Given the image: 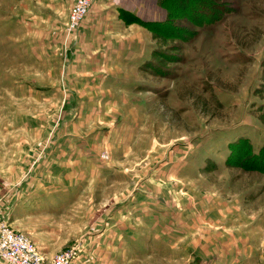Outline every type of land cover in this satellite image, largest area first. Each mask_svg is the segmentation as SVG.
I'll return each instance as SVG.
<instances>
[{"label":"rangeland","instance_id":"rangeland-1","mask_svg":"<svg viewBox=\"0 0 264 264\" xmlns=\"http://www.w3.org/2000/svg\"><path fill=\"white\" fill-rule=\"evenodd\" d=\"M74 1L0 0V218L98 264L264 244V167L227 160L264 145V0H93L68 29ZM34 172L62 190L25 222Z\"/></svg>","mask_w":264,"mask_h":264},{"label":"crops","instance_id":"crops-1","mask_svg":"<svg viewBox=\"0 0 264 264\" xmlns=\"http://www.w3.org/2000/svg\"><path fill=\"white\" fill-rule=\"evenodd\" d=\"M95 1H96L95 5L97 3L100 4L105 2V0H95ZM22 157L25 158V155H23ZM30 174L28 175V178L30 180L28 182L26 181V184L24 186V195L23 196L21 195L19 198L21 199L22 197H24L25 222L28 221L30 218H37V217L41 218L44 217V215L46 214L50 215L53 212H56L58 209L57 207L58 198L55 197L54 194L58 195V191L62 190V187L49 185L51 181H48L49 183L43 182V179L45 178L55 177L54 173L40 172L38 174L37 172H34L33 175ZM34 177L39 178L41 182L37 180H33ZM61 193L65 194L66 192H61ZM18 202L19 201L17 199L16 204ZM65 204H68V202H65ZM3 219L6 220L7 223L10 224V226L13 225V223L11 224V222H9L8 217L7 219L6 218ZM37 228L38 227H35L32 228L31 230L26 228L24 233L31 240V242H33L36 245V249L39 252L42 259L46 262L50 261V259L55 254L60 252L62 249H57L56 247L47 245V243H50L51 239L50 238L44 239V237L46 236L43 234L51 233V232L46 231L44 228H39V229ZM132 240L136 242L138 241L134 238ZM0 264H8V263L0 262ZM72 264H98V263L91 262V259L86 255V252L84 250H82L81 252V250L79 249V251H76V256ZM225 264H264V244L261 243L260 245H258L257 248L249 251V253L247 252L242 254V253L233 252L232 256L229 259H227V263Z\"/></svg>","mask_w":264,"mask_h":264},{"label":"built area","instance_id":"built-area-1","mask_svg":"<svg viewBox=\"0 0 264 264\" xmlns=\"http://www.w3.org/2000/svg\"><path fill=\"white\" fill-rule=\"evenodd\" d=\"M93 0H75L70 8L68 29L75 28L85 17ZM76 251L69 249L56 254L50 261H44L35 245L22 233L11 228L0 218V262L8 264H72Z\"/></svg>","mask_w":264,"mask_h":264},{"label":"trees","instance_id":"trees-1","mask_svg":"<svg viewBox=\"0 0 264 264\" xmlns=\"http://www.w3.org/2000/svg\"><path fill=\"white\" fill-rule=\"evenodd\" d=\"M218 8L216 11L212 12V17L205 21V18H203V23L206 24H213L218 22L222 17V14L218 15L216 12L220 11L222 13L228 12L230 10L228 9H222L220 6L216 5ZM231 12V11H230ZM210 17V16H209ZM230 155L228 156V161L233 158V156L237 155V152L240 154H244L247 156V159L249 163L251 164H257L255 167L263 168L264 167V145L260 147L257 153L252 152L251 145L246 139H241L240 141L236 143H232L229 145ZM263 157V158H262ZM262 158V160H261Z\"/></svg>","mask_w":264,"mask_h":264}]
</instances>
